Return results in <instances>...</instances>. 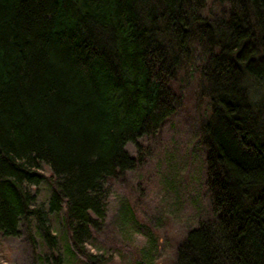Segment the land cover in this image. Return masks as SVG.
<instances>
[{
    "label": "trees",
    "instance_id": "1",
    "mask_svg": "<svg viewBox=\"0 0 264 264\" xmlns=\"http://www.w3.org/2000/svg\"><path fill=\"white\" fill-rule=\"evenodd\" d=\"M185 97L160 203L188 227L161 264H264V0H0V235L33 228L45 264L123 260L98 237L112 187ZM115 208L127 264H156L157 227Z\"/></svg>",
    "mask_w": 264,
    "mask_h": 264
},
{
    "label": "rangeland",
    "instance_id": "2",
    "mask_svg": "<svg viewBox=\"0 0 264 264\" xmlns=\"http://www.w3.org/2000/svg\"><path fill=\"white\" fill-rule=\"evenodd\" d=\"M182 76L185 78V84L189 85L184 72ZM193 86H195L194 83ZM184 104L185 108L188 109L187 112L177 111L156 136H147L139 139L143 143L150 142L152 154L138 170L148 173L146 177L154 182L152 189L147 185V179L141 184L136 181L140 175L138 170L126 171L112 187L109 210L104 220L103 229L100 230L98 237H106L112 242L115 241L118 250H123L125 255L122 260L116 252L112 251L114 255L111 254V257H113L111 260L114 261L107 264H127V261L134 259L133 253L135 254V252L133 251L136 248L135 242L133 240H130V242L124 240L117 231V225L114 226L117 215V209L115 207L118 206L120 199L123 201L129 200L139 217L148 220L151 226L154 227L155 225L157 227V232L155 233L159 237V244L157 249L158 254L154 258L156 264L163 263L162 261L166 258H172L174 243L178 241L188 227L184 220L187 217L185 205L180 207L179 205L173 204V208L177 207L174 210H178L179 208L178 213H172L167 210L165 214L161 209L165 204L160 203L163 200V195L168 193L169 183L166 182L168 181L169 175L171 177L180 175L184 170L183 167L176 170L172 168V171L168 172L165 166V154L170 151L171 143L176 142L178 145L181 144L184 137L183 131L191 126L193 117L198 114L197 106L193 105L192 102L188 103L186 97L184 98ZM135 146V144L130 143L127 145V148L134 152ZM161 161L164 162L161 163ZM43 171L46 175L49 174V169L46 166H43ZM48 192V184L41 182L37 189V198H44ZM156 196L160 198H156ZM156 205H158V208H156ZM111 226L113 227L111 228ZM28 233L31 234V237L27 234L25 228L22 227L20 233L17 235H0V264H45L41 258L43 247L40 244V236L34 232L33 228ZM135 237L143 239L140 235H135Z\"/></svg>",
    "mask_w": 264,
    "mask_h": 264
}]
</instances>
